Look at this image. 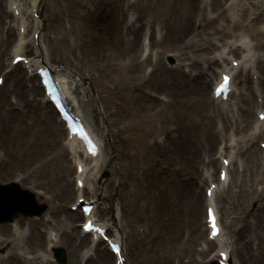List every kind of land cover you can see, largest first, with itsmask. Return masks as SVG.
Wrapping results in <instances>:
<instances>
[{"label": "rangeland", "instance_id": "rangeland-1", "mask_svg": "<svg viewBox=\"0 0 264 264\" xmlns=\"http://www.w3.org/2000/svg\"><path fill=\"white\" fill-rule=\"evenodd\" d=\"M7 1L0 0V76H4V84L0 85V159H6V171L9 173L3 175L0 181L7 183L17 180L22 187L35 193L36 202H45L47 208L40 216L17 217L12 222L0 223V227H14L20 223L24 232L20 236L13 231L5 233L0 229V236L9 238L10 243H0V259L14 245L16 250L21 247L27 256H36L38 264H56L50 246L54 242L50 241L52 237L65 248L68 264H115V257L103 240L95 244L91 256L81 257L89 241L79 236L83 218L71 215V206L77 197L73 188L76 169L74 159L64 144L66 130H60L57 126L59 121L52 106L48 102H41L42 90L40 94L34 86L38 84L37 75L25 78L28 74L21 62L6 71L18 32L17 22L12 10L7 7ZM37 4L40 24L36 29L38 37H35V41L38 47L26 45L25 55L33 54L40 48L49 65L53 64L65 76L78 81L80 92L75 95L80 100L83 112L91 113L90 123L96 136L104 138L103 158L111 159L115 151L121 149V143L125 142V150L135 160L131 171H125L113 162L98 167V185L109 198H104V204L95 208V217L109 223L107 232L110 236L113 225L116 223L118 226L122 222L125 264H218L216 248H207L206 176L203 172L208 168L213 173L211 178L217 179L222 157L218 148L222 147L219 144L226 142L227 136L222 137L219 131V115L213 122L216 104H210L207 96L211 87L208 91L207 79L204 83L196 84L204 93L207 106H203L195 101L191 90L192 80L187 79L185 74V84L177 83V80L172 82L171 88L176 94L168 92L169 84H165L170 81L166 79L159 83L164 87H152L151 90H133L129 81L136 79L142 83V77L149 72L155 60L161 62L164 70H171L177 59L182 60L174 55L177 44L185 45L181 48L188 56L192 52H200L194 45L190 44L188 48L185 39L188 33L199 29L198 25L191 22L189 29L182 34L178 26L169 25L167 20L169 35L159 42L164 31L158 26V23L163 24V11L158 0H82L80 7L92 14L100 5V18L96 24L100 38L92 41L88 52L90 57L81 54L74 56L69 50L64 49L66 54H61L57 49L63 35L77 42V34L71 30L75 23L73 0H38ZM129 16L135 23L127 29ZM88 19L92 24L91 17ZM149 21L153 22L152 26ZM224 22L228 23V19H224ZM260 25H263L262 21ZM90 29L95 33L94 25ZM25 36L31 39V25ZM215 37L216 34L211 33L208 38L213 42ZM204 41L208 42L206 38ZM131 46L132 52L128 50ZM232 55L238 58L242 53ZM251 55L257 73L254 76L258 78L252 76L251 69L246 73L245 91L250 98L243 101L240 109L243 129H235L233 125L237 134L245 135V139L257 119L255 107L259 102L254 86H258L262 92L264 90V48H252ZM80 73L84 74V78ZM242 84L239 82L238 86ZM262 100L260 107L264 110V93ZM163 102L170 103L164 106ZM115 106L122 110L125 119H106ZM49 109L53 110V114ZM128 110L134 113L130 117ZM175 111L178 115L174 114ZM240 111L238 113L241 115ZM239 114L235 113L238 119ZM136 122L137 127H126L127 123ZM167 126H170L169 135L164 137L161 129ZM146 130L154 133V139L140 136ZM231 131L230 126L228 132ZM263 139L264 128L253 140L240 142L234 153L229 189L216 198L221 225L234 240L232 264H236L237 258L243 259L238 251L239 244H243L247 255L255 252L258 244L261 245L259 226L247 236L238 237V234L245 223L253 224V221L260 220L264 223V188H261L264 180L259 168L254 165L263 149L260 145ZM145 143H150V148H156L150 155L146 170L143 166L148 151L142 150ZM158 151L160 154L157 156L155 152ZM209 154H214L218 162L215 159L212 165L208 163ZM81 159L89 169L91 162ZM240 180L246 181V189L252 193L241 190ZM80 198L88 200L86 198H90V194ZM116 210L117 219L114 218ZM41 219L47 224L34 225L36 236L32 232V221L40 222ZM75 244H78V249L71 257ZM262 244L260 264H264V239ZM16 264L24 263L20 261Z\"/></svg>", "mask_w": 264, "mask_h": 264}, {"label": "bare ground", "instance_id": "bare-ground-1", "mask_svg": "<svg viewBox=\"0 0 264 264\" xmlns=\"http://www.w3.org/2000/svg\"><path fill=\"white\" fill-rule=\"evenodd\" d=\"M82 0H73L74 6H75V23L71 30L77 34V42L71 41L69 38L66 37V35L61 36L60 44L57 47L59 52L61 54H66L64 52L65 50H69L72 52L74 56H78L79 54L85 55L90 57V54L88 53L90 51L91 43L94 39L100 38V31L97 30L96 24L99 21L100 18V5L98 4V8L96 9L95 13H89L84 8L80 7ZM131 1V0H130ZM37 0H8V6L14 11L18 10L17 16L14 17V19L17 22V25L19 26V33L17 38V43L15 44V49L13 50V56L11 58L10 66L13 64V59L17 56H22L21 53L24 48V44L32 43L33 46L35 44V40H28L25 38V36L20 33V28L22 27L23 30H25L30 24L33 29V33L36 32V29L39 27V20L35 17H29L30 13H33V11L36 9ZM158 5L160 6V9L163 11V14L161 16V19H163V24L161 25L158 23V26L160 29H163V34L160 37L159 42H162L167 39L169 35V28H168V22L169 25H176L180 28L181 33L184 34L189 29V24L192 22V24H197L199 29L196 32L188 33L185 36V39H187V47L190 48L191 45H194L195 48L198 47L200 49V52H192L190 56H188V53L182 50L181 47H184L183 44H177L178 48L176 49V52L174 53L175 56L178 58H182V60L177 61L179 62L174 67H171V70H164L163 65L160 61L155 60L151 64V68L149 72L142 77V83L137 81L136 79H129L130 82H132L131 89H148L151 90L152 87H164L163 85H159V83L162 81V79L169 80L170 83L166 82L165 86L169 84L168 92L171 94H176L174 92V89L171 88L173 80H177V83L183 82L185 84V77L184 74L187 75V79L191 78L192 84H191V90L194 94L195 101H198L203 106L206 105L205 97L203 96V91L199 90L198 87H196V84L204 83L205 79H208L207 85L209 83L213 84V80L216 78L215 72H213L215 66L217 65V74L218 77L221 73L229 71L232 73V80H231V93L228 94L226 99H222L221 97L214 98L212 97V101H216V103L219 104V109L214 111L213 116V122H215L216 115H219L222 122L219 126L220 133L224 136H227L225 138L226 142L221 147L218 148L219 155L222 154V160L223 158H226L229 161V164L227 166L223 165L222 162L219 165V171L222 168L226 170V178L224 180H221L219 177H217V184L216 187L212 190V194L210 197H205L206 207L211 204V202L214 204L215 202V209L218 214L219 205L215 201V198H217L218 194L226 193V191L229 189L230 181H231V168L233 165V158L235 149L239 148V143L245 141L246 139L255 138L256 134L261 132V130L264 128V119L259 120L257 119L253 130L247 134V137L245 139V135L240 136L238 135L234 129H231V132H228L229 125H231L233 122L235 124V129H243L242 125V109L243 101L245 100L247 96L245 92V83H243L244 90H240L238 96V86L236 84V81L239 80V82L244 81V77L246 76L247 71L251 69V74L253 75L255 72L254 65H253V59L250 57L251 55V48H264V0H158ZM223 6V8H222ZM222 8L221 11L219 9ZM261 14L263 16H261ZM198 15V18H196ZM89 17H91L92 24L89 22ZM229 19V23H225L224 19ZM127 29L132 28L134 26L135 21L132 19L131 16L127 19ZM263 21V25L256 27V24L259 25V22ZM150 26L153 25L152 21H149ZM91 25H94L95 27V33H92L90 27ZM240 30V31H238ZM213 33L217 35V39H215L214 42H212L208 37L209 35ZM192 35V36H191ZM191 36V38H190ZM200 36V37H199ZM207 39L208 42H205L204 39ZM191 44V45H190ZM174 45V44H172ZM133 46V45H132ZM132 46L128 49L130 52H132ZM219 50L218 52H213L212 50ZM241 52L242 55L239 58H235L234 56H231L230 53H239ZM212 53V54H211ZM128 54V53H127ZM95 57V54L92 55ZM147 58H145L146 60ZM149 60V59H148ZM232 63L234 60L238 62V66H231L228 64V61ZM150 61V60H149ZM44 56L43 51L41 49L36 50L34 54L30 55L28 57L27 63L24 64V67L27 68L29 71V76H33V70H36L39 67H44ZM143 63H146L145 61ZM202 63V64H200ZM201 65V66H200ZM185 67V68H184ZM12 68V67H11ZM53 70L52 75L53 78L59 82V84L62 87V90L66 96V100L70 104L72 111L77 115L80 116L85 123V126L87 130L92 135V138L97 142L99 149L95 156L89 155L82 144V142L76 137V136H68L66 137L65 144L67 145L69 149V153L72 155L76 162V167L80 166L81 171L76 172V178L75 180H80L83 182V186L76 185L74 188V191L77 192L76 201H78V198L82 197V194H91L88 203L93 204L94 207H98L99 205L104 204V198H109V196L105 193V191L101 188L99 189L98 186H94V182H96L98 178V171H99V165L100 167L103 164L110 165L112 162L117 165L118 167L122 168L125 171H131L133 167L135 166V160L128 155V150H125V142H122V147L120 150H116L114 156L111 157V159L106 160V158L102 156V150L101 145L104 140L97 139L96 135L93 132V127L91 126V113H84L83 110L80 108V105L78 103V99L75 95V91L78 90V83L76 79H70L69 77L65 76L63 73L57 70L56 67H51ZM244 71V74L242 76L239 75V72ZM191 71H195L196 73L191 76ZM81 78H84V74L80 73ZM242 86V87H243ZM36 89L38 92H40L41 88L39 86H36ZM43 89V88H42ZM256 93L258 97H261V91L256 88ZM206 95V94H205ZM47 99V98H46ZM42 100L45 101V96L42 97ZM240 100V101H239ZM261 100V99H259ZM170 102L165 103L163 102V105L166 106ZM210 104L212 102L210 101ZM207 106V105H206ZM257 105V107H259ZM105 107V103H104ZM50 113L53 114L52 110L49 109ZM234 111H240L241 115L239 114V118L242 120L241 123L237 122V118L234 116ZM263 112V110L257 108V114ZM132 114L131 110H128V117H130ZM175 115H178V113L175 111ZM226 116V120H224V117ZM251 115L249 114L248 117ZM6 117V115H5ZM123 120L125 119V115L122 113V110L119 107H114L113 111L108 112L107 120ZM232 118V119H231ZM211 120V118L209 117ZM130 122H134L132 119H129ZM127 128H133L137 127L138 122L136 123H127ZM57 126L59 129L62 128V124L60 122L57 123ZM170 129V126L164 127L161 129V134L164 135V137L168 136V130ZM118 131V130H117ZM67 133V132H66ZM117 134V133H116ZM142 138H148L154 139V133L151 130H146L143 134L140 135ZM120 138V136H119ZM210 138V137H209ZM65 139V138H64ZM223 139V138H222ZM100 141V145L99 142ZM121 142V140H118ZM264 142V139L262 140ZM152 144V142H151ZM150 143H145V146H143L142 150H147V154L145 153V166H143V169L146 170L147 164L149 163L150 155L156 150V148H150L152 145ZM149 149V150H148ZM256 151V150H255ZM140 152V151H139ZM82 156L85 160L89 159L91 162V167L88 169L86 164L82 163V160L80 159ZM157 156L160 154V152H155ZM144 159V158H143ZM218 162L217 157L213 155H208V163L212 162ZM6 159H0V178L9 173L7 170V162ZM264 150L260 152V157H258L255 160L254 165L259 168L260 175L262 180H264ZM147 172V171H146ZM205 174L207 178H210L212 176V171L209 169L205 170ZM90 180H93L91 183ZM211 180V179H208ZM213 182V180H211ZM139 181H136L138 183ZM246 181L240 180L239 184L242 186L241 190L245 193H252L250 189H246L245 183ZM237 184V183H236ZM207 188V187H206ZM205 188V189H206ZM227 188V189H225ZM264 188V185L261 187ZM92 190V191H91ZM257 192V190H256ZM115 202L113 201V204ZM112 206V203H111ZM93 208L89 214L88 217L83 216V213L77 210H73L71 212V215L74 216V218L83 216L84 220L86 218H92L94 219V211ZM118 218V211H115V219ZM99 219H95L96 222H98ZM45 223L42 219L40 222L32 221V232L36 236H38L37 233L34 231V225H41ZM100 223V222H98ZM253 224H244L241 227H244L238 234V237L240 236H247L249 235L250 231L252 229H255L257 226L260 227L259 229V239L261 240V245H257L255 248V252H253L251 255H247V253L243 250V244H239L238 251L240 252L243 259H238L235 261L236 264H260L261 263V257L263 252V239H264V223L263 220L260 221H253ZM105 228H108L109 223L108 222H101L100 223ZM217 224L220 227L219 233L211 238L209 237L210 229H208V237H207V248H210V246H214L217 249V253L221 250H225L229 256V259H231L232 254H234L233 251V238L230 235L229 232L224 231L223 227L221 226L220 219L218 218ZM113 234L110 236L111 239L116 240L120 242L122 249H124V232L122 229V222H119V225H113ZM0 229H3L5 233L9 232H15L22 236L24 233L22 231V227L20 223H16L14 227L12 226H2ZM79 235H82L84 239H87V235L91 236V240L88 241L92 242L94 241V237H92V234L89 233H83V231H80ZM70 238V237H69ZM30 241V238L28 239ZM50 241H54L50 245L55 246L58 245L57 240H53L50 237ZM9 242V238L0 236V243ZM71 243V242H69ZM92 246H89L82 254L81 257H88L92 254ZM97 247V246H96ZM78 249V244L74 245L71 249V257H73ZM220 257L218 256V259ZM22 262L24 264H38L36 256L30 257L26 256V252H24L21 247L16 250L15 246L13 245L11 247V250L7 251L5 256H2L0 259V264H16L17 262ZM208 262V261H206ZM209 264V263H207Z\"/></svg>", "mask_w": 264, "mask_h": 264}, {"label": "water", "instance_id": "water-1", "mask_svg": "<svg viewBox=\"0 0 264 264\" xmlns=\"http://www.w3.org/2000/svg\"><path fill=\"white\" fill-rule=\"evenodd\" d=\"M1 188V187H0ZM9 190V189H8ZM2 191L0 189V221L3 220H11L12 219V213H10L9 206L12 204H17L18 207H23L24 203L26 206V213L27 214H33L35 213L34 210H32V205H29L30 202V194L25 193L23 196L22 194L13 193L9 191ZM2 192H5V199H2L1 196L4 195ZM56 256H59V258L62 260H65V255L63 253L62 249L56 250Z\"/></svg>", "mask_w": 264, "mask_h": 264}, {"label": "snow or ice", "instance_id": "snow-or-ice-1", "mask_svg": "<svg viewBox=\"0 0 264 264\" xmlns=\"http://www.w3.org/2000/svg\"><path fill=\"white\" fill-rule=\"evenodd\" d=\"M224 79H225V83H226L228 78H227V77H225Z\"/></svg>", "mask_w": 264, "mask_h": 264}]
</instances>
